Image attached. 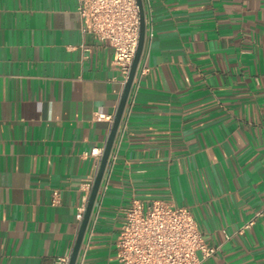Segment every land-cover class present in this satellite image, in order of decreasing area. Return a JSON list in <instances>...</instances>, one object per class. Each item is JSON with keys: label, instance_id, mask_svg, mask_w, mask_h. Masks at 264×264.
Listing matches in <instances>:
<instances>
[{"label": "crops", "instance_id": "obj_1", "mask_svg": "<svg viewBox=\"0 0 264 264\" xmlns=\"http://www.w3.org/2000/svg\"><path fill=\"white\" fill-rule=\"evenodd\" d=\"M77 5L0 0V264L70 255L111 126L95 113H114L122 92ZM143 7L144 49L76 262L119 264L123 207L162 198L216 247L199 264H264V0Z\"/></svg>", "mask_w": 264, "mask_h": 264}, {"label": "built area", "instance_id": "obj_2", "mask_svg": "<svg viewBox=\"0 0 264 264\" xmlns=\"http://www.w3.org/2000/svg\"><path fill=\"white\" fill-rule=\"evenodd\" d=\"M142 2L143 6L149 4V0ZM77 12L82 32L92 33L111 46L112 62L120 68L124 84L139 40L140 17L137 0H78ZM145 69L143 66L141 72ZM134 82L135 80L133 84ZM95 117L108 120L111 125L114 113L97 111ZM102 149L103 147L92 152L100 157ZM114 156L112 151L109 162L113 163ZM105 188L106 184L100 187L99 195L102 189L104 193ZM56 195L57 192H54V196ZM55 200L56 198L53 199ZM86 202L76 212L79 222L82 220ZM260 214V211L255 212L240 226L239 231L252 224ZM83 242L78 256H84L87 242ZM114 245L119 264H199L216 249L205 242L187 206L162 198H132L123 207ZM69 256H57L53 264H68ZM75 264H81V261Z\"/></svg>", "mask_w": 264, "mask_h": 264}, {"label": "water", "instance_id": "obj_3", "mask_svg": "<svg viewBox=\"0 0 264 264\" xmlns=\"http://www.w3.org/2000/svg\"><path fill=\"white\" fill-rule=\"evenodd\" d=\"M137 3L139 5V17H140L138 44H137V47H136V50H135V53H134V56H133V59L130 65V70H129L127 79L125 80V83L123 85L122 92L120 94V97H119V100L116 106V110L114 112V117H113L110 129H109V132L107 134V137H106V140H105L102 152H101L99 164H98L96 174L92 182L91 190H90L87 202H86L84 214H83L82 220L79 225V229H78L75 241H74V245H73L72 251L69 256L68 264L76 263L78 253H79L80 247L84 239V233L87 228L91 213L94 209L95 203L96 201H99V202L101 201L102 193H103V189H102L101 194L99 195L101 183L103 181V177L106 172V167L109 164V156L112 152V146L114 143V139L116 137L118 128L120 126L122 115L124 113L127 99H128V96H129V93H130V90H131V87H132V84H133V81H134V78H135V75L138 69V64L141 59L143 49H144L145 12H144L142 0H137Z\"/></svg>", "mask_w": 264, "mask_h": 264}, {"label": "rangeland", "instance_id": "obj_4", "mask_svg": "<svg viewBox=\"0 0 264 264\" xmlns=\"http://www.w3.org/2000/svg\"><path fill=\"white\" fill-rule=\"evenodd\" d=\"M128 204H129V203H127L126 205H128ZM126 205H125V206H126Z\"/></svg>", "mask_w": 264, "mask_h": 264}]
</instances>
